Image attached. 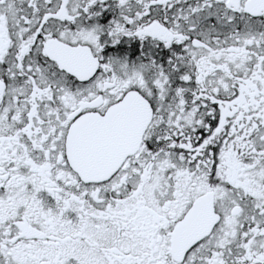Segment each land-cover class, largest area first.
<instances>
[{"label":"snow or ice","instance_id":"6c2138e0","mask_svg":"<svg viewBox=\"0 0 264 264\" xmlns=\"http://www.w3.org/2000/svg\"><path fill=\"white\" fill-rule=\"evenodd\" d=\"M0 264H264V0H0Z\"/></svg>","mask_w":264,"mask_h":264}]
</instances>
